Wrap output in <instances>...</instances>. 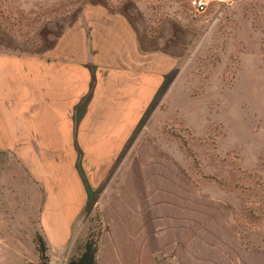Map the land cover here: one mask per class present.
<instances>
[{
    "label": "rangeland",
    "instance_id": "rangeland-1",
    "mask_svg": "<svg viewBox=\"0 0 264 264\" xmlns=\"http://www.w3.org/2000/svg\"><path fill=\"white\" fill-rule=\"evenodd\" d=\"M127 13L147 44L173 54L132 133L133 169L164 175L157 264H264V0H0V42L51 45L84 2ZM42 190L0 150V264H39ZM95 197L77 239L103 230ZM58 261V260H57Z\"/></svg>",
    "mask_w": 264,
    "mask_h": 264
},
{
    "label": "crops",
    "instance_id": "crops-1",
    "mask_svg": "<svg viewBox=\"0 0 264 264\" xmlns=\"http://www.w3.org/2000/svg\"><path fill=\"white\" fill-rule=\"evenodd\" d=\"M106 4L84 2L42 49L0 42V150L42 190L48 264L60 263L93 197L103 224L97 264H157L164 253V175L134 170L125 154L173 54Z\"/></svg>",
    "mask_w": 264,
    "mask_h": 264
},
{
    "label": "trees",
    "instance_id": "trees-1",
    "mask_svg": "<svg viewBox=\"0 0 264 264\" xmlns=\"http://www.w3.org/2000/svg\"><path fill=\"white\" fill-rule=\"evenodd\" d=\"M100 233V228H98L94 237L88 233L83 240L77 239L75 243V253L68 257L66 264H97L95 252ZM38 250L42 259L39 264H45L47 258L43 252L44 244L38 247Z\"/></svg>",
    "mask_w": 264,
    "mask_h": 264
},
{
    "label": "built area",
    "instance_id": "built-area-1",
    "mask_svg": "<svg viewBox=\"0 0 264 264\" xmlns=\"http://www.w3.org/2000/svg\"><path fill=\"white\" fill-rule=\"evenodd\" d=\"M189 4L195 10L201 11L206 5V0H189Z\"/></svg>",
    "mask_w": 264,
    "mask_h": 264
}]
</instances>
